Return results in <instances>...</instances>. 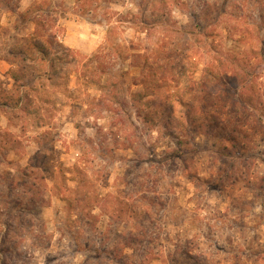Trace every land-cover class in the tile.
Wrapping results in <instances>:
<instances>
[{
    "label": "clouds",
    "instance_id": "1",
    "mask_svg": "<svg viewBox=\"0 0 264 264\" xmlns=\"http://www.w3.org/2000/svg\"><path fill=\"white\" fill-rule=\"evenodd\" d=\"M0 264H264V0H0Z\"/></svg>",
    "mask_w": 264,
    "mask_h": 264
}]
</instances>
